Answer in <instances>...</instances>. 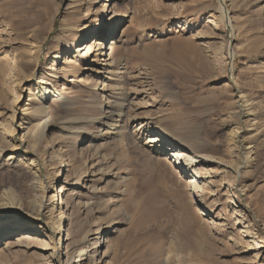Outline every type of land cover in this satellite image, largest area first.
Masks as SVG:
<instances>
[{
  "label": "rangeland",
  "instance_id": "obj_1",
  "mask_svg": "<svg viewBox=\"0 0 264 264\" xmlns=\"http://www.w3.org/2000/svg\"><path fill=\"white\" fill-rule=\"evenodd\" d=\"M104 16H113L105 25L110 29L105 44L114 46L112 60L120 64L108 78L85 85L80 78L94 77L86 68L99 47L94 30ZM83 31L91 33L86 40L78 37ZM86 45L92 49L83 56L79 48ZM12 57L25 63L15 66ZM69 65L80 73L73 75ZM35 70L73 100L66 111L58 95L47 103L56 123L41 138V175L60 179L58 192L63 185L66 196L75 193V204L78 197L95 201L71 215L58 197L55 215L72 216L64 234L74 257L65 254L62 263L77 264L83 250V264H264V0H0V196L33 194L36 169L29 163L35 156L20 151L15 163L7 156L14 137L23 135L19 126L39 136ZM53 70L64 75L57 80ZM237 93L250 109L240 123ZM109 101L124 104L111 107L120 112L115 113L119 133L118 128L106 133L104 120L92 121L110 109ZM78 114L83 121L77 120L74 132L63 131L60 122ZM157 125L179 126L197 151L219 163L202 166L192 185L197 178L171 164L159 148L161 138L142 143ZM235 126L242 144L251 146L242 178H236L242 193L233 170L220 162L235 159L230 141ZM193 132L195 142L189 137ZM68 155L78 158L77 172L85 175L79 184L65 182L72 167ZM94 163L105 169L96 179ZM98 228L101 238L89 235ZM20 233H9L8 239ZM35 235L32 247L5 251L0 264H58L47 234ZM252 241L256 248L247 250ZM0 243L2 249L5 239ZM98 243L104 246L92 250Z\"/></svg>",
  "mask_w": 264,
  "mask_h": 264
},
{
  "label": "bare ground",
  "instance_id": "obj_2",
  "mask_svg": "<svg viewBox=\"0 0 264 264\" xmlns=\"http://www.w3.org/2000/svg\"><path fill=\"white\" fill-rule=\"evenodd\" d=\"M75 5V3H73ZM81 5V4H80ZM108 5V4H106ZM77 6V5H75ZM219 8L222 12L223 19L225 23L227 22L228 25L230 23V20L228 18V11L226 9H222V6L219 3ZM112 13V11H110ZM113 19V16L109 17H101L99 19V24L96 29L94 30V33L96 35L98 34L99 36V42L98 48L96 49L93 61L90 62V65L86 68L88 71H92L94 74V77L91 79L89 77H81L80 81L83 82V84L87 85V83L90 84L93 83L94 79L96 80L95 82L100 81L101 78H108L107 76L111 73V67L119 66L120 62L116 60H112V53L111 50L114 49V46H110L109 48L105 44L106 39H108V33L110 32V29L105 28L106 22ZM110 25V24H108ZM107 25V26H108ZM230 27V26H229ZM105 28V29H104ZM231 28V27H230ZM114 33V32H113ZM91 35L90 32L88 31H83L81 34L78 35V37H82V39H87ZM110 41L112 43H116V40L112 38ZM233 41V36L229 35L228 36V42ZM76 42V41H74ZM80 50H85L83 53V56H86L89 54L91 51V47L86 45L85 47L79 48ZM229 50V49H228ZM79 52V50H78ZM230 56L233 54V52H229ZM38 57V56H37ZM24 59V58H21ZM39 59V58H38ZM69 59V58H68ZM12 61L13 65H17L18 63H22L21 61L17 63L16 58L12 57L10 58ZM37 60V58H36ZM23 61V60H22ZM71 62V60L67 61L68 63ZM23 62L22 64H24ZM18 66V65H17ZM20 66V65H19ZM69 71H72L73 75H76L80 73V70L75 69V66L69 65ZM121 67V66H120ZM118 67V69H120ZM21 68V67H20ZM52 69V68H51ZM53 72V77L58 78L61 74L64 75L61 70H56L52 71ZM41 73V75H40ZM113 73V72H112ZM34 77L31 78V82L33 86L35 87V97L38 100L37 107H35L34 113L38 116L40 122L38 123V129L40 132L38 137H35V134L31 137L32 133H28V131H24L25 127L19 126L21 130H23V135L17 139L16 144L14 149H12L11 154L7 156V160L10 162H20L18 160V152L23 151L25 153L33 154L35 156L33 159H30V166H34L36 169L33 171V178L30 182V187L33 191V194L30 196H19L18 198H13L8 192H5L2 196H0V242L1 240L5 239V243L3 244L4 247L0 249V257L4 256L5 251H9L10 249H13L14 247H26L30 248V246H33V242L36 239V233H41L42 235L45 233L49 237V239L53 242V246L51 248L52 250V255L55 256V260L58 261V264H64L62 263V256L65 254L68 257V260H71L74 257V254L70 253V246L68 240L70 239L68 236V233L65 235L64 233V228L65 226H68V223L70 222V219L72 218L71 215L77 214V212L80 210V208H90L91 205L95 203V201L89 202V201H84L81 200L79 197L78 199L80 200L78 204L74 203V195L75 193L71 194H64L63 191V185L61 186L60 191L58 192L56 188V184L60 181V179H54L50 176H42L41 175V170L40 168L42 167L44 163V158L43 155L39 154L40 149V142L41 138H44L45 133L48 129H51L54 123H56V119L51 116V110L48 109L47 103L56 95H58L59 101L61 103V107L64 108L63 110L66 111L67 109L69 110L73 100L70 99V97L66 94H61L59 91L56 83L54 81H50V79H46L43 76V72H39L38 74L40 76L36 77L37 71L33 73ZM114 74V73H113ZM100 77V78H99ZM58 80V79H57ZM103 80V79H102ZM98 83V82H97ZM108 86V85H107ZM106 86H104L105 88ZM90 89V88H89ZM109 90V88H108ZM104 92V91H103ZM112 92V91H111ZM117 92V91H116ZM123 92V91H122ZM117 94V93H115ZM110 95V94H109ZM112 95V94H111ZM112 100V99H111ZM237 112H236V119L238 123H240L241 118L246 117L247 115H250V109H249V101L244 97L243 94L237 93ZM110 105L109 110L104 112L102 117L96 118L93 117L92 121H103L102 126H106L105 130L106 133H108L112 129H117V133H119L120 125L119 121L116 120L115 118V113L111 107L115 108V105L118 104L116 103L115 105L112 104V101L108 102ZM124 104L119 103L116 105V108H123ZM120 113V112H119ZM118 113V114H119ZM117 114V115H118ZM122 114V113H121ZM77 120H79V123H81L82 117L79 116V114L73 119L69 120H64L63 122L61 121L60 124L61 127H63V131L69 133H73L76 124L78 123ZM81 120V122H80ZM73 121V125L71 124ZM66 124H70L67 125ZM81 127V126H80ZM79 127V128H80ZM168 127V126H167ZM178 129L176 128H165L161 125H157V127H152L150 129V135L151 136L149 139L147 138V141L144 142V140H141L143 144L149 143L151 141L160 139L159 142H161V145L159 148L162 149L163 152H165V155L167 158L171 160V164L174 166H177V168L183 172H185L187 175H189L191 178H197L192 181V185H197L196 180H198V175L200 174L201 170L203 169L202 166L206 164H215L217 162L216 158L211 155H204L201 152L199 153L195 147L196 145H192L190 141L188 140V137L182 134V131L179 126H177ZM82 129V128H81ZM100 129L98 128L97 132ZM111 133V132H109ZM117 133L114 131L113 134ZM196 133V132H195ZM193 132L192 136H189L194 142L196 141L197 137ZM163 134V137L160 136ZM99 135L92 136L90 139L91 141H95V139L98 138ZM114 136L115 139L117 137H122L121 133L120 136L117 135ZM120 137V138H121ZM113 138V139H114ZM124 138V137H123ZM121 138V140H124ZM152 138V139H151ZM155 138V139H153ZM134 139V138H133ZM43 140V139H42ZM199 140V139H198ZM230 141L232 144V150L234 152L233 163L230 162L231 164L225 163L224 161H220L221 163H224L223 165L227 168H231L233 172L235 173V185H237V190L242 193V187L240 186V182L237 183L236 178L239 176L243 175V170L247 166L248 161L250 160V153L249 150L251 146L246 147L244 144V136L241 134L240 128L238 126H235L232 128L230 131ZM197 143V142H196ZM102 146L98 145L95 148V156L97 157L100 156V150ZM144 148H148L146 145ZM22 149V150H21ZM246 150L248 153H246ZM48 155V154H47ZM67 155V154H66ZM52 157V156H51ZM26 159V157H23ZM68 166H72L69 168V173L68 176L66 177V183H75L79 184L81 180H84L85 175L84 174H78V167L80 166L79 164L75 165V163L78 161L77 157L74 155H68ZM97 162V161H96ZM219 163V162H217ZM98 164V163H97ZM29 167V166H28ZM53 167V166H52ZM92 167H94L92 171V176L94 179L97 178L99 175L105 174V169H103L100 166H97L95 163L92 164ZM97 167V168H96ZM57 168V167H56ZM31 169V168H30ZM237 183V184H236ZM94 189V186H90V189ZM92 192V191H91ZM58 197L61 199V205L64 207L66 204L67 206L69 205V208L71 209V215L66 216L63 212L59 214V216L55 215V210H58L60 204H58ZM89 200V199H87ZM71 204V206H70ZM25 205L28 206V210H25ZM76 205V207H75ZM68 208V209H69ZM61 211V210H60ZM57 212V211H56ZM49 215L46 217V219L43 218V214ZM66 213V212H65ZM68 213V212H67ZM254 220V219H253ZM255 221V220H254ZM42 224V225H41ZM47 231V232H46ZM261 231V230H260ZM15 232H21L20 234H17L16 236H12L11 238L8 239L9 233H15ZM25 232V233H24ZM89 235H96L97 238L99 239L102 237V230L98 228L95 231H89ZM262 233V231H261ZM60 235L58 245L55 244V239L57 235ZM107 232L105 233V235ZM5 236V238H4ZM7 236V237H6ZM87 236L85 237V239ZM108 242V236L106 237ZM104 240V239H103ZM68 242V243H67ZM1 244V243H0ZM55 244V245H54ZM2 245V244H1ZM99 245V243H98ZM94 246L92 250L95 247H102L104 244H101L99 246ZM257 245L255 242H248L249 248L247 250H254ZM107 246V245H106ZM98 251V250H97ZM87 252L83 253L81 256L78 258L76 261L77 264H83L82 261L85 259V254ZM87 261V260H86ZM68 264V262H66Z\"/></svg>",
  "mask_w": 264,
  "mask_h": 264
}]
</instances>
